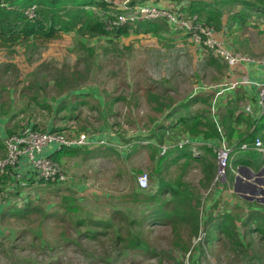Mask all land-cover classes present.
<instances>
[{
	"label": "trees",
	"instance_id": "1",
	"mask_svg": "<svg viewBox=\"0 0 264 264\" xmlns=\"http://www.w3.org/2000/svg\"><path fill=\"white\" fill-rule=\"evenodd\" d=\"M145 1L147 0H132L131 4L136 5ZM188 2L186 6L179 3L161 8L171 7L180 19L190 21L191 25L200 24L216 31L220 30L224 16L232 22V25H237L238 29L245 28L246 22L253 15L264 17V0H189ZM29 11H33L31 18L28 16ZM119 14L121 12L112 8L105 0H0V50H4L9 56L13 55L17 48H23L25 53L36 54L45 49L50 42L61 39L62 35H73L74 49L86 53L84 61L91 70L95 59L98 61V58L95 54V46L91 45L90 41L104 42L99 51L101 55L98 57L101 56V61L108 62L111 57L120 53L118 47L120 42L129 37L148 35L167 41L174 36L171 30L184 32L167 19H147L134 23L127 22L123 25H110ZM257 27L256 24L252 25V28ZM184 35L188 39V33ZM232 39L234 51L239 53L244 46L246 53L249 54V48L246 42L239 38L237 29ZM123 48L128 52L131 50L130 46ZM209 54L213 56L211 51ZM2 65L0 70L3 74H7L11 65L9 63ZM219 66L222 67L221 82L214 85L215 92L221 90L219 85L229 72L226 64ZM71 80L70 85L56 83V87L59 96L70 91L76 104L61 98L51 106L49 104H41V106L47 111H52L53 108L55 116L66 113L63 121H75L78 128L51 124L48 128L42 129L33 125L31 129L41 132L50 130L68 137H76L86 130L85 121L76 114V110L80 105H88L87 91L84 93L76 89L77 81L75 78ZM236 89L225 91L229 95ZM140 92L145 95L146 102L153 112V115L147 118L143 132L140 130L135 135L127 137L122 133L118 136L111 133L105 141L95 135L88 136L95 142L92 146L61 148L51 154L50 158L66 175L67 163L71 159L81 157L82 161L86 162L100 152L108 162L113 161L118 165L116 177L123 178L125 168L134 156L146 152L150 164L146 190H139L135 181L133 187L126 193L101 197L98 192L96 195H90L89 187L80 188L67 180L47 183L33 175L22 178L27 182L26 188H23L18 179L12 180L6 175L0 179V196L5 195L6 198L9 196L15 199V202L12 205H1L0 219L7 221L13 218L25 219L35 214L42 215L44 223L60 228L62 235L66 233L63 235V241L73 242L74 240L66 237L70 231H73L74 234L88 241L97 242L102 246L106 244L99 257L107 264H130L152 258L159 262L164 260L171 264H181L172 257V254L176 256L188 254L187 258H190V261L188 260L187 264H195V256L198 252L203 254L208 246L222 242H226L227 249L233 253L250 254L247 256L250 261L256 260L258 264H264L262 253L257 251L249 253L253 251L255 236L259 237L260 241H264V215L252 211L250 204L245 203L247 212L240 213L239 209L237 210L240 215L225 212L215 216L210 213L204 219L200 217L201 192L205 191L214 180L216 155L207 146H198L194 143L198 140L219 143L222 138L227 145H233L231 141L236 136L230 167L227 169L229 173L241 164L244 153L249 156L258 154L255 150L241 151L240 146L243 143L252 145L256 139L264 144V115L257 121L252 120L244 111L239 110V103L242 101L240 93H237L233 99L225 96L226 105L223 114L220 115L219 131V126L213 121L208 109L213 99L211 94L193 95L175 103L168 96L154 93L153 89L137 88L130 96L132 102L129 104L130 109H134L139 102ZM6 95L7 99H3L0 105V114L3 116L10 113L11 93L7 92ZM106 98L102 107H94L101 114L103 108L106 113H110L116 104L128 102L125 96L106 95ZM31 99L36 100L35 97ZM201 105L202 107L198 108ZM240 124L245 127L244 133L237 132L233 127ZM251 127L253 130L249 133ZM17 133L19 132L16 129L6 130L7 136ZM184 140L188 143L178 147V143ZM3 146V142L0 141L1 152ZM162 147H166L163 153ZM201 149L204 150L203 155L195 156L194 151L199 152ZM4 156L3 152L1 158ZM192 165H196L202 175L198 182L199 187H193L183 179L185 171ZM173 167L178 171L175 175L171 173ZM136 170L137 173L140 172L139 169ZM43 194L49 202L47 209L41 205ZM97 195H99L98 199ZM90 198L107 210L106 215L92 214L86 202ZM4 201L1 203L5 204ZM20 201L24 207H17L21 205ZM35 202L37 207L34 206ZM159 230L163 231V235L154 237V232ZM200 230L205 233L204 240L192 247L191 241ZM165 240L169 249L153 247L159 245L157 241Z\"/></svg>",
	"mask_w": 264,
	"mask_h": 264
},
{
	"label": "rangeland",
	"instance_id": "2",
	"mask_svg": "<svg viewBox=\"0 0 264 264\" xmlns=\"http://www.w3.org/2000/svg\"><path fill=\"white\" fill-rule=\"evenodd\" d=\"M182 33L184 34V32ZM238 34L240 39L248 41L255 47H253L256 53L254 57L264 60V31L248 26L238 30ZM73 37V35L64 34L61 39L50 42L45 49L36 54L34 52L25 53L23 48H17L16 52L9 56L4 50H0V66L5 63L11 65L7 74H3L0 70V104L4 101L3 99H7V92L11 93L9 98L10 113L0 124L2 129H16L17 132H20L23 127L32 128L33 125H36L42 129L48 128L51 124L59 127L78 128L75 121H63L66 113L55 116L53 108L52 111H47L45 107L41 106V104L51 106L53 102L61 98L76 104L73 94L69 93L70 91L59 96L56 87V83L70 85L72 78H75L78 83L76 89L84 93L87 91V102H89L88 105H80L76 110V114L85 121L86 127V130L79 134L95 135L103 141L110 137L111 133L117 136L122 133L124 137H127L135 135L140 130L144 131L147 118L152 116L153 112L146 102L145 95L141 92L137 107L130 109L129 104H132L130 96L137 88L153 89L154 93L168 96L177 103L188 98L191 92L199 86L210 88L221 82L220 70L222 67L219 65H223L224 62L211 56L209 50H202L199 53L197 48L190 46L189 41L177 44L170 40H158L148 35L132 36L120 42L118 46L120 53L111 57L108 62L101 61L102 57H98L101 55L99 51H101L100 48L104 42L90 41V44L95 46V54L98 58V61L95 59L90 70L84 61L86 53L80 49H74ZM178 37L182 36L178 33L174 34L173 41ZM123 46H130L131 50L128 52L124 50ZM106 95L125 96L128 102L127 104L122 102L116 104L110 113H106L103 108L101 114L94 107H102L107 99ZM32 97H35L36 100L33 101ZM36 101L38 102L36 103ZM1 120L3 117L0 118ZM28 123H30L29 126H27ZM3 149L5 151V148ZM50 151L51 154L55 152L54 150ZM149 167L147 153L136 154L130 164L126 166L123 178H118L116 177L118 165L113 161L108 162L98 152L94 158L88 159L86 162H83L81 157L71 159L67 163L65 172L67 181L74 186L89 187L90 195H96L98 192L101 197H106L129 191L138 175L144 172L150 173ZM136 169H139L140 172L137 173ZM171 173L175 175L178 171L173 167ZM200 176L201 172L197 166H191L185 171L183 179L191 186L197 187ZM226 178L227 173L221 182L227 183ZM218 182H215L214 176L212 187L201 192V204L210 198V193ZM232 191V193L235 192L234 189ZM45 197L46 195L43 194L41 205L47 209L49 202ZM96 197L98 199L99 195ZM5 198V195L0 196V207L1 205L14 204L15 199L9 196L6 200ZM91 199H87L86 202L88 209L92 210V214L106 215L107 210ZM2 201L5 204H2ZM36 205L37 202L34 203L35 207H37ZM17 207L24 206L21 204ZM60 231L61 229L55 225L44 223L42 215L35 214L25 219L13 218L7 221L0 219V264H107L102 262L99 257L106 244L102 246L97 242L88 241L74 234L73 231H70L66 237L74 241L66 242V240H62L66 233L62 235ZM156 235L161 237L163 231L154 232V237ZM166 241H157L159 245L153 247L169 249ZM223 243L208 246L203 254L198 252L194 263L258 264L256 260H249L247 256L250 254L233 253L227 249L226 242ZM256 251L264 255V241H260L257 236L254 237L253 251H249V253ZM187 256L188 254L182 256L172 254V257L181 264H187L188 260L190 261ZM130 264L171 263L164 260L159 262L152 258L144 262Z\"/></svg>",
	"mask_w": 264,
	"mask_h": 264
},
{
	"label": "built area",
	"instance_id": "3",
	"mask_svg": "<svg viewBox=\"0 0 264 264\" xmlns=\"http://www.w3.org/2000/svg\"><path fill=\"white\" fill-rule=\"evenodd\" d=\"M112 8L121 12L115 16V20L110 25H123L127 22L134 23L138 20L147 19H167L175 27L184 31L189 35V43L200 50H209L218 60L224 62L230 74L237 68L246 63H256L264 69V60H255L246 57L241 53L234 52L224 43L217 35L216 31L210 27H204L200 24L191 25L190 21L180 19L179 15L173 12L171 7L161 8L154 5H132L131 0H105ZM28 16L33 17V11L28 12ZM239 86H253L257 92V105L262 111L264 109V82L250 80L247 75H241L223 81L219 87L221 90L216 92L215 98L221 95L226 89H236ZM197 89H209L207 87H198ZM196 89V90H197ZM245 111L251 113L250 107H246ZM95 142L90 140L88 136L80 134L76 137H68L63 133L51 131H35L29 127L21 130L17 134L6 136L3 140L5 148V156L0 159V179L8 175L12 180L18 179L21 187L27 186L26 180H22V175L17 172L16 168L20 161L24 159L27 165L35 173L38 180L47 183H56L66 181L68 178L64 175L49 155L52 147L55 150L69 147L92 146ZM102 143V142H101ZM188 143L184 140L178 143V147ZM233 145H227L224 141L213 149L216 155V175L215 182H221L224 179L227 169L230 167L231 154L234 150ZM166 147H162V153ZM241 151L255 150L264 154V144L261 140L256 139L252 145L243 143L240 146ZM48 155V156H46ZM137 188L146 190L148 188V174L142 173L137 176ZM205 237L203 231H199L196 238L193 239L192 247L198 243H202Z\"/></svg>",
	"mask_w": 264,
	"mask_h": 264
},
{
	"label": "crops",
	"instance_id": "4",
	"mask_svg": "<svg viewBox=\"0 0 264 264\" xmlns=\"http://www.w3.org/2000/svg\"><path fill=\"white\" fill-rule=\"evenodd\" d=\"M188 1L189 0H181L179 2L178 0H156V4H154L155 0H147L143 3L136 5H155L157 7H168L169 5H175L180 3L181 5L186 6L189 3ZM253 24L258 25L257 28L259 30L264 31V17L259 15H253L252 18L249 19L245 25L246 27L250 26L252 28ZM236 29L240 30L238 29L237 25L236 26L232 25V22L227 20L226 16H224L222 18V24L220 30L219 31L215 30L216 35L221 40H223L224 43H226L232 51H234L233 48L234 42L232 39V35L235 34ZM171 31L174 34L178 33L180 36H182V37H178V39H176L175 41H173L175 38H172V40H170L172 43L182 44L188 41V39L185 37L183 33L176 32L175 30H171ZM246 45L249 48V54L246 53L244 46L241 47L239 53H242L243 55H245L250 59H255V60L259 59L260 57H254V55L256 54L254 50L255 47L253 45H250L248 41L246 42ZM190 46L192 45L190 44ZM198 51L199 53H201L202 50L198 49ZM244 74L247 75V77L250 80L264 82V69L262 68L261 65L256 63H246L241 67L237 68L231 74L230 72H227V77L223 81L228 80L229 76L230 79H234L235 77ZM225 93L226 91L215 98L216 92L214 89V85H212L209 89H197V90L195 89V91L191 92L188 98L192 97L193 95H197V96L210 95V94L212 95L213 99L208 109L213 117V121L219 126L218 128L219 131H220V115L221 113L223 114L222 111L224 110V106L226 105V97L233 99L237 93H240L242 97V101L239 103L240 105L239 110L244 111L247 115H249L252 118V120L254 119L257 121L261 119V117H263L264 109L261 111L257 105V92L253 86H239L233 93L230 92L231 94L229 95L228 93L226 94ZM200 107H202V105L198 106V108ZM246 107H250L251 113H247L245 111ZM6 116L7 115L3 116L0 114V118L3 117V120L0 121V124L4 122ZM233 127L237 132L244 133L243 131L245 130V127L243 125L241 124L234 125ZM6 130H8V128L2 129L0 127V141L2 142L4 138L7 136ZM252 130L253 127H251V129H249L248 132L251 133ZM236 140L237 137L234 136L231 141L232 144H235ZM222 141L224 140L221 138V141L219 143L217 142L214 143V141H203V140H198L194 143L198 146H207L213 151V149L218 145H220ZM52 150L58 151L60 149L55 150V147H52ZM203 151H204L203 149H201V151L199 150V152L194 151V154L195 156H200L203 155ZM3 152L5 154L4 149ZM3 152L0 151V158L3 155ZM51 153L52 152L49 151V155H51ZM246 154L247 153H244V156L241 157V161H242L241 164H239L237 168H235L234 170H231L229 173H227V178H226L227 183L218 182V184L215 185V187L212 189V192L210 193L211 194L210 198L204 201V203L202 202L200 208V217L204 219L210 213H212V215L215 216L225 212L226 213L233 212L235 214L238 212L241 213L243 211L247 212L245 203L251 205L250 209L252 211L264 215V154L256 153L253 154L252 156ZM192 166H196V165H192ZM16 170L18 173L22 175L23 179L35 175V173L27 165L24 159L20 161ZM201 177L202 175L200 176V179ZM211 185L206 190L212 187ZM197 187H199V184ZM233 189L235 190L234 193H232ZM238 209L239 211L237 212ZM240 217L242 218V216Z\"/></svg>",
	"mask_w": 264,
	"mask_h": 264
}]
</instances>
